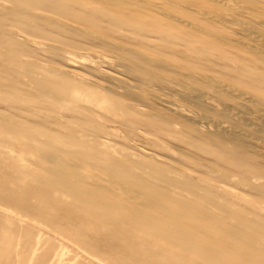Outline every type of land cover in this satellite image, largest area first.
<instances>
[{"label":"rangeland","instance_id":"obj_1","mask_svg":"<svg viewBox=\"0 0 264 264\" xmlns=\"http://www.w3.org/2000/svg\"><path fill=\"white\" fill-rule=\"evenodd\" d=\"M11 5L0 0V264H264V206L253 203L264 197L213 189L205 166L216 159L214 147L191 145L180 132L190 121L149 96L152 86L143 95L126 68L123 57L137 58L128 45L168 51L152 27L100 20L94 37L48 28ZM216 61L226 62L217 74L227 77L230 62ZM207 62L196 61V75H176L209 90L200 76L212 72ZM190 123L192 132L201 128ZM69 168L80 179L62 185L67 179L53 175ZM147 195L163 206L146 209Z\"/></svg>","mask_w":264,"mask_h":264},{"label":"bare ground","instance_id":"obj_2","mask_svg":"<svg viewBox=\"0 0 264 264\" xmlns=\"http://www.w3.org/2000/svg\"><path fill=\"white\" fill-rule=\"evenodd\" d=\"M8 1L12 3L9 8L12 12L29 16L36 23H43L48 28L52 24L94 37L99 34L97 24L100 20L107 22L106 25H117L119 29H127L133 23L139 27H152L151 30L161 40L160 45L168 50L164 52L166 55L141 52L128 45L125 49L135 53L137 58H122L129 62L127 70H131L143 85L142 94L152 86L149 96L159 100L173 117L200 124L201 128L192 132L191 123L186 122L180 132L186 133L191 145L203 149L214 147L216 159L206 161L205 166L206 174L215 182L213 189L237 197L241 193L245 196V191L264 197V0ZM183 6L186 8L181 13H175L181 11ZM2 9L6 8L3 6ZM192 12L206 17L208 21L187 15ZM158 14L163 16L158 17ZM146 15L152 17L150 22L144 20ZM189 34L191 36L187 38ZM204 35L208 40H204ZM197 41L199 44H196ZM41 44L49 43L43 41ZM77 49L73 46L68 51L77 54ZM234 50L238 52L237 56L231 54ZM156 59L160 66L150 63ZM179 59L190 62L191 66L182 64ZM216 59L230 62L227 77L217 74L223 72L226 62ZM200 60L209 61L207 63L212 70L211 73L204 70L200 72L209 90L181 82L176 75L198 74L196 61ZM168 93L176 98H187L195 109L188 110L183 104L167 98ZM135 96L140 97L137 94ZM171 121H164L163 125L153 129L164 131L166 127L163 126H169ZM159 140L165 146H172L166 138ZM98 173H101L100 170ZM53 176L59 183L60 179H67L62 181V185H70L80 179L70 168L64 175L56 173ZM96 182L99 187L106 189L103 182ZM145 201L146 209L150 211L163 206L150 195L146 196ZM253 203L264 206L259 200ZM135 212L146 221L151 219L140 211ZM148 215L151 216V212ZM258 237L264 239V232H259Z\"/></svg>","mask_w":264,"mask_h":264}]
</instances>
